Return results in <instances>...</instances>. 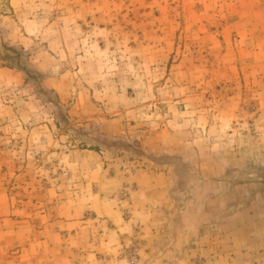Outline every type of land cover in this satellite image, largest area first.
Segmentation results:
<instances>
[{
	"label": "rangeland",
	"instance_id": "374dc122",
	"mask_svg": "<svg viewBox=\"0 0 264 264\" xmlns=\"http://www.w3.org/2000/svg\"><path fill=\"white\" fill-rule=\"evenodd\" d=\"M0 264H264V0H0Z\"/></svg>",
	"mask_w": 264,
	"mask_h": 264
},
{
	"label": "crops",
	"instance_id": "0c3cea01",
	"mask_svg": "<svg viewBox=\"0 0 264 264\" xmlns=\"http://www.w3.org/2000/svg\"><path fill=\"white\" fill-rule=\"evenodd\" d=\"M143 192H144V191H142V190L139 189L138 192H136V197L140 199V194L143 193ZM141 198H142V197H141ZM137 202L139 203L138 200H137ZM147 202H148L149 204H153L151 201H147ZM144 205H145V202H143V205H142V206H139V208H138L137 210H140ZM133 215H135V216H137V217H140L141 219H142L143 217H147V216H146L147 213H146V212H142V211H135V212L133 213ZM142 215H143V216H142ZM151 218H152V217H150L148 220H147V219H144V218H143V219H144V221H148V223L150 224V222H151ZM248 231H249V229H247V227H246V228L243 227L242 229H237L236 232H230V233L228 234V238L230 239L232 236L236 235V236L240 237L239 240L244 239V240H248V241H250V240H252V237H253V239H254L255 236H252L253 234L251 235V233H249ZM212 240H214V239L212 238ZM231 240H232V239H231ZM259 244H262V242H259ZM204 248H205V247L202 248V251L206 253V250H204Z\"/></svg>",
	"mask_w": 264,
	"mask_h": 264
}]
</instances>
